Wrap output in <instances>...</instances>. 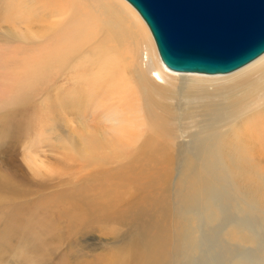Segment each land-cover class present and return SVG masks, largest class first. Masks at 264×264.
I'll return each mask as SVG.
<instances>
[{"label":"rangeland","instance_id":"obj_1","mask_svg":"<svg viewBox=\"0 0 264 264\" xmlns=\"http://www.w3.org/2000/svg\"><path fill=\"white\" fill-rule=\"evenodd\" d=\"M81 1L92 28L55 61L75 25L67 8L0 0V264L123 263L144 248L156 209L122 213L160 196L157 232L182 242L165 264H264V95L233 97L209 81L187 96L180 80L158 79L128 20L114 29L99 0ZM113 33L122 50L101 52ZM139 73L165 88H150L153 102L134 115L113 91L138 87ZM114 185L119 199L100 214Z\"/></svg>","mask_w":264,"mask_h":264},{"label":"bare ground","instance_id":"obj_2","mask_svg":"<svg viewBox=\"0 0 264 264\" xmlns=\"http://www.w3.org/2000/svg\"><path fill=\"white\" fill-rule=\"evenodd\" d=\"M56 1L59 2L60 4L62 3L67 8V10L69 12L68 24L70 22L75 24L70 28L68 33L64 34L65 35L64 45L61 46L60 48L57 47V50H53L54 55H51L52 56L51 58L53 60L62 61L67 56V54L64 53L65 48L69 49L73 45V47H74L73 49H75V50L79 49V48L75 47V43L82 34H86V31H88L92 28V26H87L88 22L92 18H89L88 16H84V17L82 16L81 8L85 7L86 3H83L81 0H56ZM99 2H100V10H101L102 15L108 19L109 24L111 26H114V29L118 28L119 26L122 28V26H124V23L128 20V22L131 24L130 27L132 28V32L136 33L139 37H141L145 40V43L148 45V48H149V52H150L149 55L151 56V67L158 74L157 76H158V79L160 81L166 82L169 85L170 83L175 84L176 81L180 80L181 83L184 84V86L188 85V87L186 88V89H188L187 90V96H192V97L196 96L195 94H194L195 96H193L192 93L196 92V90H199L204 83H207L209 81L216 82L219 84V86H221V87H218L217 91H220V90L222 91L225 89V90H227V92H231L233 94V97L238 96V97L246 98L248 96L252 97L255 95L260 96V94H262V96L264 95V53H262L261 55H259L257 58H255L251 62L247 63L246 65H244V66H242V67H240L234 71L228 72V73L208 74V73H200V72L175 71V70L168 68L165 65V63L162 61L161 57H160L161 62L158 59L159 57H157V55L159 54V51L157 54L156 53L157 51L155 48L156 42H155V39L151 33V30H150L147 22L145 21V19L142 17L141 13L136 9V7H134V5L132 3H130L128 0H125V1L124 0H99ZM93 5H95V4L93 3ZM135 10L139 14V16L142 18V20L145 22L149 31H148V29H146V26L144 25V23L140 19V17L137 15ZM125 25H128V23ZM124 27L127 28L126 26H124ZM124 27H123V32H124ZM153 40H154L155 44H154ZM110 44H112L111 47H113V44L116 45L117 47L119 46L120 50H122V48H123V46L120 45L121 43H120L119 39L117 38V35H115V33H113L111 36H109V39L105 42L104 47L101 50V52L106 53L105 51H107V49L110 48L109 47ZM156 47H157V45H156ZM157 50H158V48H157ZM45 54H47V53H45ZM159 56H160V54H159ZM63 64L64 63L62 62L60 64V66ZM138 71H139V68H138ZM171 71H172V73H171ZM140 72H141V70H140ZM173 72L180 73V75L179 76H178V74L174 75ZM136 73H138V72H136ZM187 74H190V75H187ZM196 74H202L203 76L196 75ZM227 74H228V76H227ZM204 75H223V76H217L219 78H203V77H207ZM197 76H200V77H197ZM224 76H226V77H224ZM125 77L128 78L126 75H125ZM137 77H138V79H137L138 80V87L135 84H133V85L121 84L118 87L119 92H117L115 90L113 91L114 93L119 94V95H117V96H119L117 98L122 99V102L124 103V107H126L125 104H128L131 106V109H133L134 115H138V114L142 113L143 108H145L146 102H148V101L150 103L153 102L152 95L150 96V94H149L150 88L155 87V91H161L163 88H165L163 86L164 84L161 86L157 80H155L154 78H152V79L147 78L148 75L146 77V76H144L143 73H139V75H137ZM171 92L173 93V91H171ZM111 93H112V91H111ZM162 93H163V91H162ZM177 93H179V92H177ZM164 94H166V93L164 92ZM181 94H183V93H181ZM169 95H170V93H169ZM118 103H121V101ZM149 111L147 110V112H149ZM124 115H125V112L123 114V117H124ZM128 116H129V114H128ZM150 117H152V116H150ZM118 121H120V120H118ZM122 122H121V124H122ZM123 124H124V122H123ZM120 127H121V125H120ZM120 127H119V130L122 129ZM157 134H158V131H157ZM159 134L162 136L161 132H159ZM145 141L152 143L153 142V134L146 136ZM212 154H213V151L208 153L209 158L212 156ZM119 193H120L119 188L117 186H115V185L111 186V189L108 188L107 191L104 192V194H103L104 195L103 197L105 198V200L101 203L104 205H101V203H100L101 206L95 207V208H97V210H100L99 213L101 211L110 210L109 209L110 208L109 203H111V202L115 203V200H113V199H115V198L119 199L117 197L119 195ZM110 196L112 197V199L109 198ZM160 197L159 198L157 197L158 199L147 200L144 205L141 203L143 205V207L140 210H138L139 208H137L138 211H135V210L133 211V209H131L132 210V211H130L131 213L129 211L126 214L122 213V215H126V218L128 216L130 217V215H132V217L139 218L140 215L147 212V211L146 212H144V211L151 204L156 209L152 214L148 215V217H147V223L153 224V227L151 228L152 225L150 226V228H151L150 238H148V239L144 238L146 241V244L143 246L144 248H139V246L138 247L136 246L137 248H135V250L133 249L134 251L131 253V255L123 263L119 260L121 262L120 264H165L167 262V256L169 254H171L173 252L180 253V248L182 245L181 241L174 239V238H167L165 236H162L160 233H158L160 231V228L162 226L164 227V223H165V220L167 218L165 211H163V210H162L164 212V213H162L163 215H158L159 211L161 210L160 204H162V202H161L162 198H160ZM84 207H86V206H84ZM113 208H115V207H113ZM119 212H121V211H119ZM104 214H105V212H104ZM105 215H107V214H105ZM146 216H147V214H145V217ZM126 218L123 217V219H126ZM140 220L143 221L142 219H140ZM136 221H137V219H136ZM146 233H147V231H146ZM144 237H146V236H144ZM136 242H138V241H136ZM130 243H132V242H130ZM133 244H135V243H133ZM135 245H138V244H135ZM139 245H140V243H139ZM133 247H135V246H133ZM140 247H142V246H140ZM131 250H132V248H131ZM119 256H120V254H119ZM106 259H107L106 261L105 260L99 261L98 264H111L112 263V260L110 259V257L109 258L106 257Z\"/></svg>","mask_w":264,"mask_h":264},{"label":"water","instance_id":"obj_3","mask_svg":"<svg viewBox=\"0 0 264 264\" xmlns=\"http://www.w3.org/2000/svg\"><path fill=\"white\" fill-rule=\"evenodd\" d=\"M128 1L172 70L228 73L264 53V0Z\"/></svg>","mask_w":264,"mask_h":264}]
</instances>
